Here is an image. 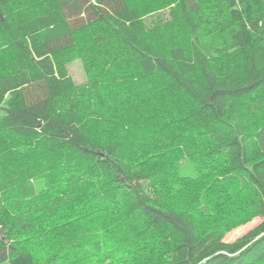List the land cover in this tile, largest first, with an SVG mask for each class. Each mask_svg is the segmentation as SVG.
Segmentation results:
<instances>
[{
  "label": "trees",
  "instance_id": "16d2710c",
  "mask_svg": "<svg viewBox=\"0 0 264 264\" xmlns=\"http://www.w3.org/2000/svg\"><path fill=\"white\" fill-rule=\"evenodd\" d=\"M263 42L264 0H0V264H264Z\"/></svg>",
  "mask_w": 264,
  "mask_h": 264
},
{
  "label": "rangeland",
  "instance_id": "374dc122",
  "mask_svg": "<svg viewBox=\"0 0 264 264\" xmlns=\"http://www.w3.org/2000/svg\"><path fill=\"white\" fill-rule=\"evenodd\" d=\"M264 44V42H263ZM68 73L71 76L72 80L77 84L82 83L85 80V75L82 69L81 61L75 60L71 62L68 66ZM187 166V167H186ZM185 167V168H184ZM183 170V173L186 175H192V168L190 165L188 166L186 163H184L181 166ZM146 192V198L147 200H151L153 198L152 194L149 191V188H145ZM260 222V219L258 218H252L249 222H247L245 225L237 227L226 234L225 240L232 241L240 236H242L247 231L251 230L254 226H256ZM8 264V263H5Z\"/></svg>",
  "mask_w": 264,
  "mask_h": 264
}]
</instances>
